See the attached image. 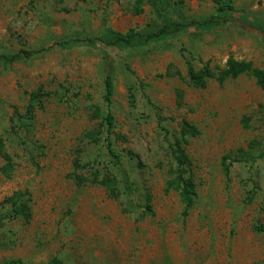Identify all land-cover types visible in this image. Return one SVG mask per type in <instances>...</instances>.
I'll return each instance as SVG.
<instances>
[{
  "label": "rangeland",
  "instance_id": "374dc122",
  "mask_svg": "<svg viewBox=\"0 0 264 264\" xmlns=\"http://www.w3.org/2000/svg\"><path fill=\"white\" fill-rule=\"evenodd\" d=\"M169 1L174 19L200 18L216 9L213 0ZM136 2L0 0V54L49 48L74 34L96 37L104 24L123 34L144 28L154 18L153 8L146 4L138 14ZM234 5L264 20V0ZM231 57L264 69V38L223 25L140 50L76 45L11 66L0 61V138L11 130L15 109L27 107L30 93L51 94L37 112L32 143L6 142L16 169L11 178L0 173V217L9 211L6 200L23 192L30 195L32 219L5 217L0 262L264 264V92L248 76L223 85L211 80L205 89L188 80V62L218 73ZM107 74L115 79L114 148L135 187L120 201L101 186H79L73 177H92V168H98L121 178L104 141L84 137L97 126L90 106H105ZM157 108L166 120L162 126ZM184 122L200 131L186 147L197 188L188 218L179 195L167 191L169 141ZM148 197L153 215L146 214Z\"/></svg>",
  "mask_w": 264,
  "mask_h": 264
},
{
  "label": "trees",
  "instance_id": "16d2710c",
  "mask_svg": "<svg viewBox=\"0 0 264 264\" xmlns=\"http://www.w3.org/2000/svg\"><path fill=\"white\" fill-rule=\"evenodd\" d=\"M216 9L211 15L188 19L184 14L178 15V19L172 16V10L169 0H137L135 11L138 14L143 13V6L150 4L153 8L154 18L144 28L132 29L128 33H118L109 29L104 24V30L99 36H90L86 34H74L70 36L68 41L58 42L49 48L41 47L34 50H21L15 54H0V61L5 66H11L24 60H31L37 56L53 50L55 47L70 50L76 45H86L95 47L96 44H102L106 47L118 50H140L151 45H159L166 42L170 38H174L180 34H189L193 32L213 31L223 25L236 26L246 31H254L264 38V20H260L246 11L239 10L234 5V0H213ZM188 80L191 86L199 89L207 88L211 80H216L223 85L229 80H235L242 76L253 78L261 90L264 92V69L255 68L251 63L238 61L231 57L224 68L215 73L209 65H205L201 70H196L191 62H188ZM105 106L91 105L90 110L92 117L97 121L94 130L85 134V139L89 142L103 140L108 150V155L120 171V179L110 173H101L96 168L92 177L86 178L74 173L73 177L79 186L92 185L105 188L109 197L115 200H121L122 196H132L135 193V187L129 172L125 169L121 157L115 151L114 136L116 129V119L112 107L115 96V79L111 74H107L105 78ZM50 92L42 89L29 94L28 105L22 112L15 109L12 118V128L7 132L6 137L0 138V155L4 161V165L0 167V173L5 178H11L15 172L16 165L13 157L9 154L6 142L25 146L32 143L29 136L35 129L36 115L38 111L45 109L46 99H50ZM130 105L137 108L135 96L130 94ZM157 117L159 124L166 121L162 117L161 111L157 108ZM244 126L248 127V121L244 120ZM200 135L197 127L188 122H184L181 131L174 140L170 142L171 157L173 165L170 169V179L167 182V191L175 192L179 195L183 204V217L188 218L195 206L197 198V188L194 180L189 174L190 158L187 152V145L191 138ZM34 144V143H33ZM34 161V158H33ZM228 159H224V170L229 173L231 164H227ZM81 165L76 164V168ZM79 168V169H80ZM123 188V189H122ZM31 199L29 193L16 192L9 197L4 205H8L9 211L7 215L0 217V226L6 216L12 219H23L30 221L32 219V211L30 207ZM146 206V214L153 215L151 206V198L148 197ZM4 242L0 240V248L5 247ZM0 264H31L20 259L7 260ZM39 264H64L58 258H54L47 263Z\"/></svg>",
  "mask_w": 264,
  "mask_h": 264
}]
</instances>
